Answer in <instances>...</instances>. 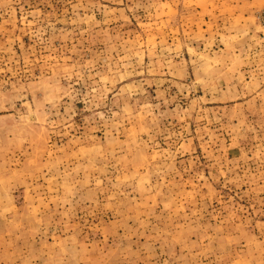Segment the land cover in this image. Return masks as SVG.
I'll list each match as a JSON object with an SVG mask.
<instances>
[{
  "label": "rangeland",
  "instance_id": "1",
  "mask_svg": "<svg viewBox=\"0 0 264 264\" xmlns=\"http://www.w3.org/2000/svg\"><path fill=\"white\" fill-rule=\"evenodd\" d=\"M0 264H264V0H0Z\"/></svg>",
  "mask_w": 264,
  "mask_h": 264
}]
</instances>
